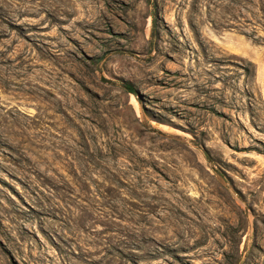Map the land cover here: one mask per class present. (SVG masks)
Masks as SVG:
<instances>
[{
  "label": "rangeland",
  "instance_id": "1",
  "mask_svg": "<svg viewBox=\"0 0 264 264\" xmlns=\"http://www.w3.org/2000/svg\"><path fill=\"white\" fill-rule=\"evenodd\" d=\"M0 264H264V0H0Z\"/></svg>",
  "mask_w": 264,
  "mask_h": 264
},
{
  "label": "trees",
  "instance_id": "2",
  "mask_svg": "<svg viewBox=\"0 0 264 264\" xmlns=\"http://www.w3.org/2000/svg\"><path fill=\"white\" fill-rule=\"evenodd\" d=\"M123 87H124L126 90H128L129 93H131V94H135V92H134V90H133V88H132V86H131L130 84H124Z\"/></svg>",
  "mask_w": 264,
  "mask_h": 264
}]
</instances>
